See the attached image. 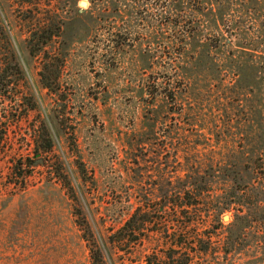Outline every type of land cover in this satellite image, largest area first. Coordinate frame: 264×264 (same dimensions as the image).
Returning a JSON list of instances; mask_svg holds the SVG:
<instances>
[{
	"label": "rangeland",
	"instance_id": "1",
	"mask_svg": "<svg viewBox=\"0 0 264 264\" xmlns=\"http://www.w3.org/2000/svg\"><path fill=\"white\" fill-rule=\"evenodd\" d=\"M27 1L0 0V264H264V0L219 15L230 50Z\"/></svg>",
	"mask_w": 264,
	"mask_h": 264
},
{
	"label": "trees",
	"instance_id": "2",
	"mask_svg": "<svg viewBox=\"0 0 264 264\" xmlns=\"http://www.w3.org/2000/svg\"><path fill=\"white\" fill-rule=\"evenodd\" d=\"M34 1L36 0H29L27 3L34 5V3H32ZM77 1L78 0L75 1V4ZM101 2L104 1L89 0L90 9L93 10L97 8ZM108 3H111L118 8L119 6H122L120 5V0H110ZM140 3L141 5L149 3L150 6L156 8L155 17L156 23L159 26H166L170 28L181 27L185 29L183 32H187L188 36L186 38L188 42L193 41L196 34L197 38H200L201 40H207V37L210 34L212 37H216L215 39H217V37L219 39L217 40V49L230 50L241 36L238 32L239 28L233 27L232 25H226L224 27L216 23L221 13L225 12L227 14L230 10V0H131L132 7H135ZM224 15L225 14H223V16ZM198 19H206L205 23H207L206 25H208L209 30L205 29L206 25H201L199 30L197 25L200 21ZM193 24L197 27L191 31L187 28V26ZM44 26L45 24L42 25L41 30L44 29ZM221 30H223V32ZM248 38L247 33L244 32L242 35V41L248 40ZM1 75L2 74L0 73V97L3 96V93L7 90L5 76L1 78ZM50 148L51 145L48 143L45 150L47 151ZM35 154L38 155V151H36ZM90 260V264H103V259L98 249L91 251Z\"/></svg>",
	"mask_w": 264,
	"mask_h": 264
},
{
	"label": "water",
	"instance_id": "3",
	"mask_svg": "<svg viewBox=\"0 0 264 264\" xmlns=\"http://www.w3.org/2000/svg\"><path fill=\"white\" fill-rule=\"evenodd\" d=\"M226 219H227L226 217L223 218L224 221H226Z\"/></svg>",
	"mask_w": 264,
	"mask_h": 264
}]
</instances>
